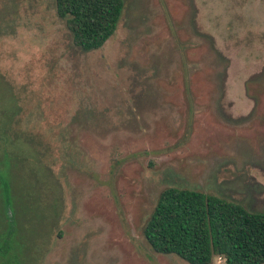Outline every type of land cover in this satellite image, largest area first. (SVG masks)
Returning <instances> with one entry per match:
<instances>
[{"label": "rangeland", "instance_id": "rangeland-1", "mask_svg": "<svg viewBox=\"0 0 264 264\" xmlns=\"http://www.w3.org/2000/svg\"><path fill=\"white\" fill-rule=\"evenodd\" d=\"M189 1L123 0L114 34L84 52L55 0H0V127L26 153L9 174L24 264H187L142 235L168 187L264 214V32L226 48L231 16L210 11L201 30ZM241 15L264 27V0ZM1 128L0 159L15 151Z\"/></svg>", "mask_w": 264, "mask_h": 264}, {"label": "trees", "instance_id": "trees-1", "mask_svg": "<svg viewBox=\"0 0 264 264\" xmlns=\"http://www.w3.org/2000/svg\"><path fill=\"white\" fill-rule=\"evenodd\" d=\"M123 9V0H55L56 15L65 21L74 45L84 52L98 50L107 42ZM1 130V141L15 151L12 155L5 148L0 159V264H24L25 255L18 252L15 238L16 204L9 174L14 159H25L26 153L21 134L9 140L6 127ZM28 151L40 162L33 140ZM142 235L154 253L172 255L187 264H212L218 257L224 264H264V214L200 191L162 190Z\"/></svg>", "mask_w": 264, "mask_h": 264}, {"label": "crops", "instance_id": "crops-1", "mask_svg": "<svg viewBox=\"0 0 264 264\" xmlns=\"http://www.w3.org/2000/svg\"><path fill=\"white\" fill-rule=\"evenodd\" d=\"M174 1V0H171ZM241 1V2H240ZM257 0H190L189 3H191L192 9L197 15L196 17V25L202 30V24L200 17H203L205 20L206 17L209 15L210 11H213L217 9V12L219 15H230L231 19H227L225 21V24L220 27L222 29V36H219L220 42L222 45L227 47H231L230 45L235 44V47L237 46L236 41H246L247 44H243L242 48L249 47V42L247 40H252L253 45L252 47H256L255 44V32L257 29L260 30V32H264V27L260 25V23L257 22V20L252 19L248 20L245 19L243 15H241V12L244 11V9L249 5V3L253 4ZM261 1V0H260ZM187 2V1H185ZM177 11H179L180 7H175ZM189 11V6H187V12ZM200 20V22L198 21ZM219 23V21H218ZM253 27V28H252ZM208 31V29H205ZM252 32L254 36L249 39L248 33ZM264 41V39H263ZM240 44L239 46H241ZM254 62V61H253ZM245 91V90H244ZM232 95H234L233 92H231ZM245 105L243 108H240L241 110L247 111V114L251 113L254 110V105L248 101H246V97L244 98Z\"/></svg>", "mask_w": 264, "mask_h": 264}, {"label": "built area", "instance_id": "built-area-1", "mask_svg": "<svg viewBox=\"0 0 264 264\" xmlns=\"http://www.w3.org/2000/svg\"><path fill=\"white\" fill-rule=\"evenodd\" d=\"M219 262L223 261L222 257H218Z\"/></svg>", "mask_w": 264, "mask_h": 264}]
</instances>
